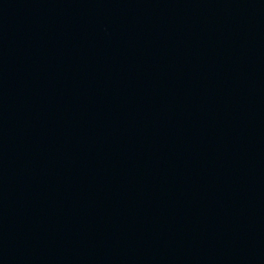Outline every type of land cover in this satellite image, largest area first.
Wrapping results in <instances>:
<instances>
[{"label": "water", "instance_id": "obj_1", "mask_svg": "<svg viewBox=\"0 0 264 264\" xmlns=\"http://www.w3.org/2000/svg\"><path fill=\"white\" fill-rule=\"evenodd\" d=\"M0 264H264V0H0Z\"/></svg>", "mask_w": 264, "mask_h": 264}]
</instances>
